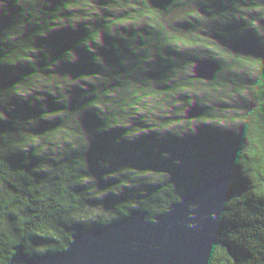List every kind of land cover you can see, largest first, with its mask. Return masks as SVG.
I'll return each instance as SVG.
<instances>
[{
  "label": "water",
  "instance_id": "95a60500",
  "mask_svg": "<svg viewBox=\"0 0 264 264\" xmlns=\"http://www.w3.org/2000/svg\"><path fill=\"white\" fill-rule=\"evenodd\" d=\"M0 264H264V0H0Z\"/></svg>",
  "mask_w": 264,
  "mask_h": 264
}]
</instances>
